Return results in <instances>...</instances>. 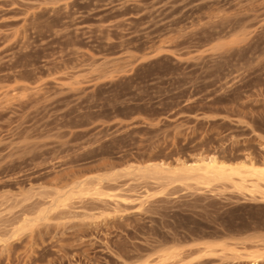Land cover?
<instances>
[{
	"label": "rangeland",
	"instance_id": "1",
	"mask_svg": "<svg viewBox=\"0 0 264 264\" xmlns=\"http://www.w3.org/2000/svg\"><path fill=\"white\" fill-rule=\"evenodd\" d=\"M251 166L264 0H0V264H264Z\"/></svg>",
	"mask_w": 264,
	"mask_h": 264
},
{
	"label": "bare ground",
	"instance_id": "2",
	"mask_svg": "<svg viewBox=\"0 0 264 264\" xmlns=\"http://www.w3.org/2000/svg\"><path fill=\"white\" fill-rule=\"evenodd\" d=\"M253 166H251L250 169L245 171L246 176H244L242 178L243 182L244 183L248 182L247 178H254V179H256V181H258V183L264 182V167H255L254 168ZM156 167L157 166H155L154 171L159 170V168H156ZM182 167L184 168L183 175L185 174V176L186 175H190V176L193 175L194 176L197 174L196 172H202L203 176H200V175H197V176H200L201 178L203 177L202 179L205 178L206 181H208V179L210 180V178H213V179L216 178V179L222 180V179L228 177L227 176L228 174L226 173L228 169L226 168L225 165L219 164V162L216 161V159H211L208 162L203 161V163L200 166H198V165H196V166H194V165L185 166V164H183ZM227 167H229V166L227 165ZM231 168H234V167H231ZM238 169H240V168H238ZM242 174H243V172H241V171H233L232 175L241 176ZM254 187L259 188V185L255 184Z\"/></svg>",
	"mask_w": 264,
	"mask_h": 264
}]
</instances>
